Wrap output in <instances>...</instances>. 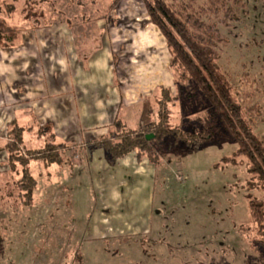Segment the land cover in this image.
Masks as SVG:
<instances>
[{"label":"rangeland","instance_id":"374dc122","mask_svg":"<svg viewBox=\"0 0 264 264\" xmlns=\"http://www.w3.org/2000/svg\"><path fill=\"white\" fill-rule=\"evenodd\" d=\"M111 1L0 0V19L18 30L11 48L14 53H22V47L25 51L26 43L32 46L35 34L39 53L48 44L55 53H73L77 27L90 33L89 38L93 36L89 48L86 45L91 52L103 44L96 23L116 10L108 11ZM242 1L244 7L236 20L227 29L220 28L226 43L221 47L219 65L243 108H252L247 115L253 119V132L264 142V0ZM130 2L135 5V0H122L115 11L126 24L132 19L128 12H134L129 8L139 9ZM204 4V0H193L194 7ZM10 6L15 8L13 14L8 12ZM151 44L150 39L143 43ZM5 50L0 44V53ZM81 50L85 49L81 46ZM25 52L34 53L30 48ZM188 92L195 95L191 89ZM195 96L180 99L169 108L172 125L186 131L205 125L207 114L184 117L185 112L200 110L203 100L196 101ZM60 100L68 103L65 95ZM71 111L67 104L68 115ZM154 118L152 110L145 111L129 127L142 128ZM63 119L48 125L54 124L51 131L59 138L45 134L44 123L20 124L29 130L23 136L22 152L38 150L48 142L65 147L59 151L63 165L29 163L37 182L29 207L17 197L22 168L16 163L11 169L7 161L4 147L9 126L3 127L0 264H262L240 227L250 223L246 197L260 199L264 194L249 175L244 158L234 157L237 145L220 130H214L217 137L210 143L183 157L170 144L159 147L162 161L152 185L150 166L122 168L134 159L130 155L108 168L101 162V150L80 147L104 133L87 129L73 115L71 122Z\"/></svg>","mask_w":264,"mask_h":264},{"label":"trees","instance_id":"16d2710c","mask_svg":"<svg viewBox=\"0 0 264 264\" xmlns=\"http://www.w3.org/2000/svg\"><path fill=\"white\" fill-rule=\"evenodd\" d=\"M119 1L112 0L108 11L115 9ZM142 2L150 23L164 38L170 56L173 89L162 88L155 94V118L142 128L132 130L116 119L104 136L87 142L85 146L90 152L101 150L109 166L133 155L138 163H148L157 170L162 161L159 147L170 144L172 148H179L178 153L183 157L210 143L217 137L214 130L218 129L237 145L234 157L244 158L249 175L257 181L264 194V142L253 132V119L249 117L250 113L247 115L252 108L248 111L243 108L233 85L219 65L221 47L226 43L220 28L227 29L236 20L238 12L243 10V1L204 0L205 4L199 7H194L193 0L181 3L167 0ZM7 8L10 14L14 13L13 6ZM17 38L18 30L0 19L1 46L11 49ZM174 89L175 94L172 93ZM189 89L196 96L189 93ZM190 96H195L196 101L199 98L203 101L200 110L185 112L184 117L196 114L207 116L203 117L206 118L205 125L186 131L170 123L169 108L178 100H188ZM42 131L53 135L49 126L42 127ZM25 132L29 130L12 122L8 127L4 149L11 169L15 168L16 163L22 168V175L16 182L17 197L24 206L29 207L37 188V182L28 169L29 163L39 161L45 166L63 165L59 151L65 147L48 142L38 150L22 152ZM223 161L227 162L228 159L224 158ZM254 197H246L250 223L241 226L240 231L249 249L264 264V195L260 199Z\"/></svg>","mask_w":264,"mask_h":264},{"label":"crops","instance_id":"0c3cea01","mask_svg":"<svg viewBox=\"0 0 264 264\" xmlns=\"http://www.w3.org/2000/svg\"><path fill=\"white\" fill-rule=\"evenodd\" d=\"M121 2L115 11L120 9ZM130 3L139 6L138 10L129 8L134 11L128 12L132 15L131 24L123 22L115 11L106 15L102 23H96V33L100 32L103 44L99 43L94 51L86 49L93 36L89 38L90 33L77 27L73 31V53H55L50 44L39 53L38 34L33 35V47L25 44L34 53L25 52L28 48L24 51L23 47L19 50L22 53H14L15 49L0 53V122L4 123L0 125L1 139L3 127L12 122L22 127L21 123L26 125L34 120L51 126L52 120L65 118L71 122L73 115L87 129L101 131L104 136L116 119L130 128L145 111L156 113L155 94L162 88L173 89L170 56L161 33L150 23L142 0H135V5ZM109 17L110 24H106ZM148 39L153 44L143 45ZM64 95L72 110L69 115L67 104L60 100ZM100 159L105 161L104 153ZM144 164L151 168L154 185L155 169L150 164L138 163L134 158L122 168Z\"/></svg>","mask_w":264,"mask_h":264}]
</instances>
